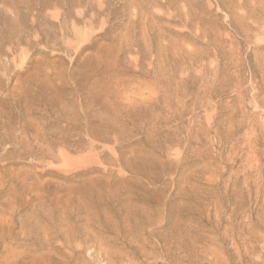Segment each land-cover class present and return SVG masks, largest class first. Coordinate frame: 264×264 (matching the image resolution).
I'll list each match as a JSON object with an SVG mask.
<instances>
[{"label": "rangeland", "instance_id": "obj_1", "mask_svg": "<svg viewBox=\"0 0 264 264\" xmlns=\"http://www.w3.org/2000/svg\"><path fill=\"white\" fill-rule=\"evenodd\" d=\"M0 264H264V0H0Z\"/></svg>", "mask_w": 264, "mask_h": 264}]
</instances>
